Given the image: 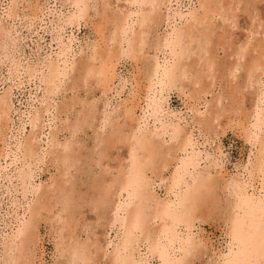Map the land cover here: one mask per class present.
<instances>
[{
  "label": "rangeland",
  "instance_id": "rangeland-1",
  "mask_svg": "<svg viewBox=\"0 0 264 264\" xmlns=\"http://www.w3.org/2000/svg\"><path fill=\"white\" fill-rule=\"evenodd\" d=\"M130 1L0 0V28L2 27L8 35L5 54H1L0 52V97L7 93V96H5L7 100L6 110H8L6 113V115L8 116H4L0 120V253H2L0 254V264H3V259H1V256L3 255L2 244L3 242L6 243L10 240L9 237L12 236V233L16 230L21 220L25 221L24 223L27 227H34L35 230L34 238L32 239L31 244H29L30 246L28 245L25 247L22 255L19 254L22 258L19 259L18 264H71L69 262L70 258L67 254L68 252H63L62 249L65 250L69 247L79 246L83 244H86L87 246L89 244H93V246L96 248L97 253H95V258L90 264H109L114 256L113 248L116 246L115 244H118L117 241H120L122 237L129 235L136 216L139 217L140 215L138 214L139 211L140 213L142 212V217H140L141 228L140 230L136 231V234L130 235L132 237L133 235H135L133 237L134 241L131 243L132 245L135 242V245H130L131 249L130 246L128 247V249H126L130 254L126 253V250L123 253L125 254L124 258H126L127 260L128 258H130L129 260L132 262V264H136V262L139 261L144 264H158V253L159 250L163 248V246H166L164 250L169 251L168 253L170 254V257L176 255L179 259H181L180 264H187L188 262L192 264H219L218 262L222 263V256L227 254V244L230 241V235L228 234L232 232V230L238 224L237 222H240L244 217V214L240 209L234 208L237 204V196L243 198L246 194L248 195L246 196V198H249L250 195V198L257 200L256 198H258L260 194L263 195L264 193V181H262L264 179L256 175L255 172V174L253 173L252 177L249 178L248 175L245 174L246 172L243 170L249 162H254L256 160L257 155H255L256 149L252 147L251 143L248 140L249 136L246 131L250 130V128L252 127L251 125L253 124L252 121L254 119L253 116L256 115L257 112H259V109L261 107L260 103L256 101L260 98H263L264 96V64H262L260 68L261 63H263L262 61L264 60V57L260 58L262 55L260 51H264V49H262V47H257V44H259V42L261 43L264 41V23H262L264 22V0H237L238 4L236 0H230L231 2L229 0H223L224 3L227 2V5L231 6L229 9V13L233 15L232 18L234 22L231 23V21H228L227 24V21L222 20L221 17L215 16V18L212 20V25L215 24V26L213 27L215 36L214 34L212 36L213 44H211L210 50L208 51V53H210H207V55H205L204 53L195 50V53L197 51V54L199 53L198 55H201L202 59H206V57H209V59L212 58L210 61L215 67L211 69L213 71H206V73L208 74V72H211L210 74L212 76L214 75L213 78H211V75H209L210 77L206 75L204 71L203 73L196 72L199 71L197 66H207L209 64V59L207 62H204V59V61H202L204 63H202L200 60L201 58H199L197 54L196 57L194 53L193 56H190L187 61L180 60V64L183 63L185 66L184 68L187 69L186 74L188 78H180L178 75H174L177 76V78L172 76L170 78V81H168L166 85L163 86L162 91L158 94L159 96L157 95L158 108L160 107V110L158 109L157 111H159L158 113L160 114V116L158 113L156 115L158 116L160 121L155 124L156 127L161 126L162 123H167V125H174V127L181 130H178L179 138L174 143L169 142L167 140V136L161 138L164 139L163 141L166 144L162 143L160 138L155 139L154 137L150 136L151 131L154 130V124L152 122L153 120H151L152 118L148 119V123L145 127H143L142 125V116L145 105L144 100H146L148 92L147 88L154 82V63L160 66L163 64V61H165L164 65H169L168 63L172 62V54L170 50L159 49L155 52L153 48L156 45L155 43H157L159 39H162L161 36H164L166 33H170L174 27L178 28L179 26H181V22L180 20H178L179 18L177 16L176 18L178 19H176L175 17H170V14L173 15L178 11H182L184 13L186 11L185 8H188L187 6L190 4L189 2H195L196 0H169V5L167 4L164 7L162 6L161 15H164H160V21L158 25L154 26L155 30L152 27L153 31H150V36L148 35L147 38L149 40V43H147L146 46L148 48L150 46L152 51L150 48L148 49L145 46V49L142 51L143 53L138 55V57L137 54L133 52L130 54L131 56L129 55V57H127L124 54L126 44L123 43L122 47H120L118 45L119 40L115 39V41L117 42L113 41L115 37L114 25H118L117 23H115L113 18L116 17V15L119 17H125L128 10L134 9L135 7L134 5L130 4ZM12 2H15V5H12ZM106 3L108 4V6ZM234 4H236V7ZM76 14L79 16V18L77 17L75 19ZM161 18L163 21L161 20ZM215 21H217V23ZM259 23H262L261 25L263 28ZM216 27L218 29L220 27L221 28L218 30ZM215 28L219 31L218 33H216L217 31L215 30ZM221 29L225 30L222 31ZM136 30L137 28L133 27L132 31L130 30L131 32L129 31V33L135 36V33L137 32ZM256 30L261 31H258V33H256ZM154 32L155 34H153ZM124 33L126 34V28ZM156 33H158L157 37ZM125 34V38L123 37L125 41L126 36L127 39H133V36H130V34ZM219 36H222V38ZM253 37L256 38V41L251 40L252 43H249V39ZM155 38L156 40H154ZM220 38L221 41L219 42L218 40H220ZM111 41H113L114 43H112ZM151 43H153L154 45ZM246 43H249V46L253 47L251 48L247 46ZM93 45L94 48L92 50ZM238 45H242L241 48ZM239 48L242 49V51L237 50ZM248 48L250 49V51ZM257 48L261 49L258 50ZM89 49L90 51H93V54L97 49L95 55H101L100 60L103 59L101 61L95 62V67H97L96 69H99L101 68V65H104V70L106 69L108 71L107 72L105 70L106 74L105 77L103 76V79L101 77L102 81H105V83L102 82V85L105 84L103 85L104 87L93 77L92 79H89L85 82L83 76H80L77 71L69 72L71 70L70 68L68 69L69 66L73 67L74 64L76 66L77 63L80 64L82 61L84 62L86 60H89L87 58H90V56L92 55ZM212 49H214L215 51H212ZM205 51L207 52V50ZM235 52L237 56L236 58H234L235 56L233 57V53ZM256 52L259 54H257ZM240 53L242 54L240 55ZM244 53H248L247 57L251 56V54L249 53H254V55L248 57L247 59V57H245L246 54ZM142 54L146 57L141 56ZM229 54H231V56H228ZM212 55H214V57ZM194 56L196 57V59ZM191 58H193V60ZM239 58L241 59L239 60ZM153 59L155 62L153 61ZM246 59L249 62L246 61ZM151 60L153 63L151 62ZM196 60L197 62L200 61V63H197L196 67H193ZM257 60L258 64L260 63V69L258 68L257 70H262V73L256 70V79H252V84L249 85L247 84L249 83V79L246 80L247 77L249 78L247 67L254 65V62L257 63ZM192 61L194 64L192 63L193 65H190ZM50 63H53L60 70V72L64 68L66 69V76L64 75V77H61L58 82L56 81L58 84H50V86L52 85L51 87L46 81L47 79L45 78L44 80L43 77L47 76L45 67ZM231 63H233L234 66H232L233 64ZM224 65H228V67ZM204 66L202 67V69H204ZM106 67L109 68L107 69ZM216 67L218 68L220 73H217V71L214 69ZM230 67L232 68V70H235L232 71V74L230 73ZM26 68H28L30 71ZM190 70L192 72H194L195 70L193 75L191 74L192 72H190ZM212 72H215L217 75L213 74ZM202 74L203 77L199 78V76H202ZM258 74H260L261 78L258 77ZM194 75H196L201 80L200 85H196L197 88H195V86L193 87L190 82V77H193ZM204 75H206L207 78L209 77L208 80L205 79ZM210 83L211 86L209 85ZM255 83L256 86H254ZM55 85L57 86L54 87ZM261 85L263 87H261ZM206 86L213 89H208ZM233 86H236L239 89V93L234 94V92H232L230 88H232ZM202 87L205 91L202 90ZM227 87H229L230 90ZM206 90L209 91L206 92ZM194 95H196V97ZM261 100L262 99H260L259 101ZM125 108L129 109L130 111L132 109V116L130 120H126L121 117V109L124 110ZM229 108L230 111H232V109L233 111L231 113L229 111V114L225 113L226 110H229ZM106 113L109 115V117L107 118L108 120L103 123L101 119L102 116ZM197 113L199 114L196 115ZM31 114H36L37 117L39 116L35 122L36 124L34 125L32 124V122L30 123L31 119L29 120V118L32 117ZM85 114H88V116H86ZM200 117L202 118V120H204L201 121ZM215 117L218 121H216ZM193 118L195 120H193ZM75 120L76 122H74ZM137 120L139 122H136ZM248 120H250V122ZM73 123H77L78 128L77 130L72 132L69 126ZM201 123H203L204 125ZM236 123L238 124V126L236 125ZM241 123L243 124L241 125ZM112 126H124L123 129L125 133L127 132L126 126H132V132H130L129 135L133 142L138 141L139 147H141L142 144L148 141H150L151 143L158 142V139L160 142L158 143V146H160L164 151H168V149H171V147L174 148L175 146L179 147L183 144L186 145V152H188H185V154L190 153V155L192 154L193 157L196 156V158H194V166L192 167V170L191 168H189V173L192 172V174L187 175L188 177L185 176L186 186H184V189H186L187 185L188 188H190L185 191L183 195V197L187 199L185 203L186 206L184 204L183 207H181L176 213H172L171 217L167 218L166 220L162 216H160L159 213L156 215L158 210L162 208L164 204L167 205L168 201L171 199V195L169 193L166 194L165 192H167V189H169V186L171 184L170 181L173 178V169L175 170L176 167V159L177 157L179 159L182 156L180 152L175 154V156L171 154V156L168 154L169 157L166 156V159H169V162L166 161L165 164H167L168 167L165 164L164 167H167V169L164 167L162 168V166L156 163V165H154L146 162L145 167L143 169L141 168L138 171L139 173H142V177L140 180V184L137 187L136 197L133 199L131 204L128 205L125 202V198L127 197L126 194L130 192V189L127 191L126 189H124V192L122 190V186H117V188L114 187V191H112V189L110 195H108L110 197L106 195H100V197L98 196V192L95 189L96 186L94 185L97 184L99 177V180H101V178H104L106 180L108 178L109 180V177L111 175H117L116 169L118 168V166H122V171L126 176L132 166H141L143 160V151L141 152L139 150L137 153L138 156L137 154H135L134 157H132L128 153L127 144H118L115 145L116 147H112L110 149L106 148L107 152L102 151L105 149L103 148L104 145L100 144V140L103 137L106 138L111 133V131L113 130L111 129L113 128ZM245 126L247 130H243L244 132H246L244 135V132L242 131V133L241 129H244ZM133 128L135 130H133ZM53 134H55V136ZM187 135L188 137L186 139ZM242 135H244V137ZM246 135L248 136L247 139L245 138ZM52 140H56V143H54L55 145L57 144L58 147H54V143ZM18 142H20V146L18 145ZM186 142L189 143L188 147ZM63 143H69L71 149L74 150V158L70 162H68L69 164L66 163V165H63L60 162L62 160L60 145ZM50 144H52L53 146ZM163 144H165L167 147H165V145ZM174 144L175 146H173ZM27 146L31 147L32 149ZM97 146L102 147V149ZM191 146L192 148H189ZM50 147L52 150H50ZM56 148L60 149V151ZM18 149L22 154L21 157L19 156L20 153H18ZM192 149L194 150L192 151ZM101 154H103V157ZM15 155H18V158L16 157V160H13V157ZM100 155L103 158L102 160L101 158L97 159V157H99ZM175 157L176 159L173 160V158ZM58 162H60V165ZM137 163L138 165H136ZM240 166L242 168H240ZM64 167L66 168L64 169ZM159 167H161L162 169ZM152 168L154 169V171L152 170ZM237 168H240L239 171ZM200 172L203 176L200 174ZM102 175L105 177H102ZM195 176H198L201 179H198V177L195 179ZM59 177L62 181L59 179ZM63 177L66 179L63 180ZM127 177L128 176H126V178ZM191 179H194L195 181L193 182ZM187 180L190 183L192 181V183L188 184ZM198 180H208L209 182H214V187L209 188L207 186L205 188H198V192H195L199 194L197 195L193 192L197 187V183L199 182ZM232 181L238 184L234 185V189H232ZM224 182L225 186L223 185ZM226 182L228 183V185ZM192 184L194 188L193 186H191ZM48 185L50 186V188L48 187ZM221 185L224 187H222ZM226 186L231 191H229ZM236 186L238 190H236ZM239 186L243 187V193L241 192L242 189L239 188ZM54 187H57V190ZM45 189L49 193L54 189L55 190L53 191V194L51 192L50 195L47 191H45ZM92 189L94 190V192ZM225 190L230 193L227 194ZM45 192H47L48 194H45ZM212 192L213 194H218L214 195L213 202L209 200V196L212 194ZM231 192H234V194ZM93 195L97 196L94 197ZM194 195L196 196L194 197ZM228 195L230 199L232 197L234 199L232 198L231 200H229ZM111 197L112 199H110ZM56 198L58 200L61 198L59 200L60 203L58 204L60 206H58L54 202V200H57ZM104 198L109 199L105 200ZM193 198H195V200ZM49 200L54 202L56 204L55 207L57 208H55L54 206L52 208L51 204H55ZM58 200L56 201L57 203L59 202ZM202 202H204L205 204ZM62 203L65 205V208H61V206L64 207ZM34 204H40V206H42L41 208L37 206L42 212L41 216V212L37 211L38 213L36 212L34 213V215L32 213L33 209L30 210V208L36 207ZM119 204H121V207L119 211H117L116 206H118ZM188 204L191 205H189V208L187 207ZM33 205L34 207H32ZM195 206L196 209H193ZM43 209H45L44 212L50 211V214L46 213L45 215ZM57 209L59 210V213L57 212ZM205 209L206 211L204 212ZM67 211L69 213L72 212V216L71 213L69 215H66L68 214ZM130 211H133V213H130L131 215L128 214ZM201 211H203V213ZM29 213L30 215H28ZM31 214L34 219H30L32 217ZM54 214H56L55 217ZM201 214H204V216H202ZM238 214L240 216H238ZM44 215L46 217H44ZM51 216L52 218H50ZM56 216L59 218V220L62 219L60 223L63 222V220H70V226L68 228L69 233L67 232V230H64L60 235L61 230L59 227L61 224H58L57 221L59 220H57L58 218ZM53 217L54 220L52 221ZM152 217H156L157 220L155 218L152 219ZM159 217L162 218L159 219ZM147 218H149L148 221ZM145 220L147 223H145ZM159 220H162L163 222H160ZM170 221H172V223L174 224L177 221H181L182 225L177 224L174 227L171 226V228L170 226H168ZM53 222L55 225L53 224ZM56 226L57 228H59L58 230L56 229ZM263 228L264 224L259 226L258 231L259 229L262 231ZM164 231L166 233L170 231L171 233L168 234V232L167 234H162L165 233ZM124 232L127 233L125 234ZM54 234L56 237L54 236ZM226 235L228 236V238ZM138 237H140V239ZM185 237L188 238L186 239ZM168 238L170 239L168 240ZM191 241L192 243L194 242L193 245L191 244ZM58 242L60 243V245L59 249L56 250L55 248ZM178 243H180L182 246ZM94 244L97 245L95 246ZM154 245L156 247L155 250H153L155 248ZM150 246H153V248ZM188 246H191V248ZM158 247L160 248L158 249ZM195 248L196 250L200 248V251H197L195 253ZM186 249L189 252L186 251ZM25 250L27 251V253ZM132 250L134 251L133 253H131ZM182 250H184V252ZM182 258L186 259V261H184V259ZM182 261H184L185 263ZM261 262L264 263V258L263 261L261 260Z\"/></svg>",
  "mask_w": 264,
  "mask_h": 264
},
{
  "label": "bare ground",
  "instance_id": "bare-ground-1",
  "mask_svg": "<svg viewBox=\"0 0 264 264\" xmlns=\"http://www.w3.org/2000/svg\"><path fill=\"white\" fill-rule=\"evenodd\" d=\"M128 1H130V0H126V2H128ZM191 1V0H190ZM225 1V0H224ZM224 1L223 0H196L195 2H189L190 4L187 6L188 8H185L186 9V11L183 13L182 11H178L177 13H174L173 15H171L170 14V17H175L176 18V16L179 18H176V19H178V20H180V22H181V26H179L178 28H176V27H172L173 29H172V31L170 32V33H166L164 36H161V40L159 39V41L157 42V43H155L156 45L154 46V50H155V52L156 51H158L159 49H162V50H170V52H171V54H172V57H171V63H168L169 65H164V62L165 61H163V64L162 65H156L155 63H154V82L147 88V90H148V92H147V97H146V100H144L145 101V105H144V110H143V123H142V125H143V127H145L146 126V124L148 123L147 121H148V119L149 118H152L151 120H153L152 122H153V124H154V130L153 131H151V134H150V136L151 137H154L155 139H157V138H160V140L162 141V143H165L163 140L164 139H161V138H164V137H166L167 136V140L169 141V142H172V143H174V142H176L177 140H178V138H179V132H178V128H176V127H174V125L172 126L171 124H169V125H167V123L166 124H164V123H162L161 124V126H159V127H156V123H158L159 121H160V119L158 118V116L156 115L159 111H157L159 108H158V102H157V95L162 91V89H163V86L164 85H166V83L168 82V81H170V78L172 77V76H174V75H178L180 78H185V79H187L188 77H187V69H185L184 67V64L182 63V64H180V60H184V61H187L189 58H190V56H193V54L195 53V50H197V51H200V52H202V53H204L205 55H207V53H208V51L210 50V47H211V44H213V39H212V36H213V34H214V30H213V27L215 26V24L214 25H212V20L215 18V16H217V17H221L222 18V20H225V21H227V24H228V21L230 22L231 21V23L232 22H234V20H233V15L232 14H230L229 12V9H230V7L231 6H229V5H227V2L226 3H224ZM230 1V0H229ZM237 1V0H236ZM167 2V3H166ZM169 0H131L130 1V4L131 5H134V9H130V10H128L127 12H126V16L125 17H122V16H117L116 15V17H114L113 19H114V21H115V23H117L118 25H114L115 26V32H114V35H115V37H114V39H113V41H115V39L116 40H119V42H118V45L120 46V47H122V45H123V43H125L126 44V49H125V51H124V54L127 56V57H129V55L133 52V53H136L137 54V57H138V55H140L141 53H143L142 51L145 49V46H146V44L147 43H149V40L147 39L148 38V35L150 34V31H153V29H154V26H156V25H158V23H159V21H160V15H161V13H162V10H161V7L163 6H165V5H169ZM231 2V1H230ZM104 3V2H103ZM166 3V4H165ZM107 4V3H106ZM128 4V3H127ZM237 4H238V1H237ZM12 5H15V2H12ZM103 5V4H102ZM235 5V7H236V4H234ZM10 6V5H9ZM107 6H108V4H107ZM106 6V7H107ZM169 7V6H168ZM107 10V9H106ZM164 10H165V8H164ZM167 10V9H166ZM171 10V9H170ZM177 11V10H176ZM234 11V10H233ZM168 12V11H167ZM233 13V12H232ZM256 13V12H255ZM119 14V13H118ZM169 14V13H168ZM114 15V14H113ZM122 15V14H121ZM164 15V14H163ZM163 15H161V16H163ZM236 16V15H235ZM79 18V16L76 14L75 15V19L76 18ZM111 17H112V15H111ZM163 18V17H162ZM162 18H161V20H162ZM218 19V18H217ZM256 19V18H255ZM219 20V19H218ZM113 21V22H114ZM163 21V20H162ZM221 21V20H220ZM263 21V20H262ZM214 22V21H213ZM216 23H217V21H215ZM256 22V21H255ZM167 23V22H166ZM179 23V22H178ZM226 23V22H225ZM262 23H264V22H262ZM261 23V24H262ZM222 24V23H221ZM223 24H224V22H223ZM222 24V25H223ZM258 24V23H257ZM260 24V23H259ZM260 24V25H261ZM174 25V24H173ZM220 25V24H219ZM221 25V26H222ZM231 25H233V24H231ZM235 25V24H234ZM217 26H218V24H217ZM251 26V25H250ZM137 28V32L135 33V36L134 35H131L130 33H129V31L131 30L132 31V28ZM152 27H153V29H152ZM158 27V26H157ZM249 27V26H248ZM261 27H262V25H261ZM263 27H264V25H263ZM262 27V28H263ZM125 28H126V34L124 33L125 32ZM217 28V27H216ZM216 28H215V30H216ZM221 28V27H220ZM219 28V29H220ZM224 28V27H223ZM222 28V29H223ZM232 28V27H231ZM261 28V29H262ZM152 29V30H151ZM218 29V28H217ZM218 29V30H219ZM221 29V30H222ZM257 29V28H256ZM155 30V29H154ZM218 30H216L217 32L216 33H218L219 31ZM225 30V29H224ZM224 30H222V31H224ZM263 30V29H262ZM0 33H1V39H0V52H1V54H5V51H6V46H7V43H6V41H7V39H8V35H7V32L1 27L0 28ZM130 31V32H131ZM246 31V30H245ZM257 31V32H256ZM256 31H254V32H256V33H258V31L260 32L261 30H256ZM112 32H113V30H112ZM134 32V31H133ZM130 34V36H133V39H127V36H126V41L124 40V38H125V36H124V34L125 35H127V34ZM249 33V32H248ZM251 33V32H250ZM255 33V34H256ZM128 34V35H129ZM153 34H155V32L153 33ZM157 34L158 33H156V37H157ZM160 34V33H159ZM260 34H262V33H260ZM112 35H113V33H112ZM249 35V34H248ZM150 36V35H149ZM214 36H215V34H214ZM263 36H264V34H263ZM124 37V38H123ZM217 37V36H216ZM219 37H221L222 38V36H219ZM226 37V36H225ZM104 38V37H103ZM113 38V37H112ZM129 38V37H128ZM151 38V37H150ZM221 38H220V40H218L219 42L221 41ZM248 38V37H247ZM254 38V37H253ZM251 38V39H249L250 41H248L249 43L251 42L252 43V41L251 40H254V41H256L255 39L256 38ZM109 39V38H108ZM107 39V40H108ZM111 39V38H110ZM264 39V38H263ZM263 39H261V40H263ZM102 40V39H101ZM150 40H153V39H150ZM154 40H156V38L154 39ZM216 40V39H215ZM225 40V39H224ZM258 40V39H257ZM113 41H111L112 43H114ZM148 41V42H147ZM217 41V42H218ZM245 41V40H244ZM8 42V41H7ZM115 42H117V41H115ZM223 42H225V41H223ZM226 42H227V40H226ZM154 43V42H153ZM153 43H151V44H153ZM222 43V42H221ZM239 43H240V41H239ZM249 43H246V45L247 46H249ZM215 44V43H214ZM220 44V43H219ZM226 44V43H225ZM154 45V44H153ZM221 45V44H220ZM223 45V44H222ZM254 45V44H253ZM258 46L257 47H262V49H264V41L263 42H259V44H257ZM149 46V45H148ZM214 46V45H213ZM219 46V45H218ZM240 48H241V46L240 45H238ZM147 47V46H146ZM216 47V46H215ZM224 47V46H223ZM249 47H251V46H249ZM253 47V46H252ZM251 47V48H252ZM93 48H94V45L92 46V50H93ZM148 48V47H147ZM146 48V49H147ZM149 48H150V46H149ZM148 48V49H149ZM209 48V49H208ZM225 48H227V47H225ZM238 48V47H237ZM237 49V50H240V51H242V49ZM123 49V48H122ZM151 49V48H150ZM214 49H216V48H214ZM214 49H212V51H215ZM249 49V48H248ZM258 49V48H257ZM259 49H261V48H259ZM258 49V50H259ZM90 51V49H89V51L92 53L93 51ZM97 50V49H96ZM96 50H95V52H94V54L92 53V55L90 56V58H87V59H89V60H86V61H82L80 64H78L77 63V65L75 66V64H74V66L73 67H71V66H69L68 67V69L70 68L71 70L69 71V72H76L77 71V73L78 74H80V76H83V78H84V80H85V82L86 81H88L89 79H92V77L94 78V79H96V81H99V83H101V85H102V79L105 77V74H106V71L104 70V65H101L100 67L101 68H99V69H96L97 67H95V62H97V61H101V60H103V59H101L100 60V58H101V55L99 56H97V55H95L96 54ZM153 50V51H154ZM205 50H207V52L205 51ZM223 50V49H222ZM234 50V49H233ZM253 50V49H252ZM256 50V49H255ZM258 50H257V52H258ZM145 51H148V50H145ZM144 51V52H145ZM151 51H152V49H151ZM161 51V50H160ZM197 51H196V53L194 54L195 56H196V54H197ZM232 51V50H231ZM248 51V50H247ZM249 51H250V49H249ZM248 51V52H249ZM150 52V51H149ZM170 52H168V53H170ZM245 52H246V50H245ZM254 52V51H253ZM256 52V53H257ZM154 53V52H153ZM210 53V52H209ZM208 53V54H209ZM255 53V52H254ZM254 53H249V54H251V56L252 55H254ZM260 53H262V55H261V57L260 58H263L264 57V51L262 50V51H260ZM100 54V53H99ZM146 54V53H145ZM149 54V53H148ZM199 54V53H198ZM197 54V56H199ZM203 54V55H204ZM212 54H214V53H212ZM234 55H233V57L234 58H236L237 56H236V52L235 53H233ZM242 53H240V55H241ZM244 54H246V56L245 57H247V55H248V53H244ZM257 54H259V53H257ZM154 55V54H153ZM152 55V56H153ZM256 55V54H255ZM2 56V55H1ZM131 56V55H130ZM141 56H143V54L141 55ZM140 56V57H141ZM145 56V55H144ZM143 56V57H144ZM194 56V57H195ZM196 56V57H197ZM201 56V55H200ZM199 56V58H201L200 60H201V62L202 61H204V59H202V56L200 57ZM210 56V55H209ZM213 57H214V55H212ZM228 56H231V54H229ZM244 56V55H243ZM251 56H248V57H251ZM103 57V56H102ZM111 57V56H110ZM134 57V56H133ZM143 57H141V58H143ZM146 57V56H145ZM154 57V56H153ZM196 57H195V59H196ZM205 57V56H204ZM248 57H247V59H248ZM155 58H156V56H155ZM154 58V59H155ZM198 58V59H199ZM233 58V59H234ZM244 58V57H243ZM126 59H128V58H126ZM130 59V58H129ZM144 59V58H143ZM154 59H153V61H154ZM192 60H193V58H191ZM208 59H209V57L207 58L206 57V59H205V61L204 62H207L208 61ZM212 59V58H211ZM211 59H209V64L207 65V66H204V65H202L201 67H199L200 65H198L197 67H198V70L199 71H196V72H198V73H203V71H204V73L206 74V75H211L210 73L211 72H208V74L206 73V71H213V70H211V69H213V67H215V66H213V63L210 61ZM238 59V58H237ZM241 58H239V60H240ZM246 59V61H248ZM258 59V58H257ZM105 60H107V59H105ZM131 60V59H130ZM144 60H146V59H144ZM216 60V59H215ZM214 60V61H215ZM236 60V59H235ZM255 60H256V58H255ZM254 60V61H255ZM260 60V59H259ZM263 60V59H262ZM261 60V61H262ZM147 61V60H146ZM199 61V60H198ZM237 61V60H236ZM151 62H152V60H151ZM155 62V61H154ZM195 62V61H194ZM204 62H202V63H204ZM240 62V61H239ZM249 62V61H248ZM257 63H253V62H251V63H253L254 65H251V66H248L247 67V70H248V73H249V78L247 77H245L246 78V80L247 79H249L248 81H249V83H247V84H249V85H251L252 84V79H256V76H255V71L259 68V64H258V60L256 61ZM263 63H261V65H260V68H261V66H262V64H264V60L262 61ZM49 63V62H48ZM99 63V62H98ZM107 63V62H106ZM153 63V62H152ZM193 63V61L190 63V65H193L192 64ZM199 64L200 63V61L199 62H197V60H196V62H195V64L193 65V67L195 66L196 67V64ZM236 63V62H235ZM104 64V63H103ZM216 64H218V63H216ZM231 64H233V63H231ZM231 64H230V66H231ZM45 65V64H44ZM73 65V64H72ZM244 65V64H243ZM187 66H188V64H187ZM204 66V69H202V67ZM218 66V65H217ZM220 66H221V64H220ZM224 66H226V65H224ZM232 66H234V64L232 65ZM264 66V65H263ZM192 67V66H191ZM192 67V68H193ZM226 67H228V65L226 66ZM31 68V67H30ZM107 69L109 68V67H106ZM150 68V67H149ZM190 68V67H189ZM188 68V69H189ZM217 68V67H216ZM216 68H214L216 71H217V73L219 72L220 73V71L218 70V68L216 69ZM221 68V67H220ZM219 68V69H220ZM259 68V69H260ZM263 68V67H262ZM26 69H28V68H26ZM43 69V68H42ZM145 69V68H144ZM152 69V68H151ZM191 69V68H190ZM224 69H226V68H224ZM230 69H231V72H230V70H229V72L232 74V71H235V70H232V68L230 67ZM264 69V68H263ZM29 70V69H28ZM193 70V69H192ZM214 70V71H215ZM241 70V69H240ZM246 70V71H247ZM30 71V70H29ZM28 71V72H29ZM45 71H46V74H47V76H43L44 77V80H45V78L47 79L46 81L48 82V84H49V86H50V84H55V83H57L60 79H61V77H64V75H65V72H66V69L64 68L61 72H60V70L53 64V63H50V64H47L46 65V67H45ZM112 71V70H111ZM258 71V70H257ZM44 72V71H43ZM108 72V71H107ZM153 72V71H152ZM190 72H192L191 70H190ZM194 72H195V70H194ZM194 72H192L191 74L193 75V73ZM258 72H260V73H262V70L260 71H258ZM45 73V72H44ZM213 73V72H212ZM229 73V74H230ZM247 73V74H248ZM43 74V73H42ZM197 74V73H196ZM213 74H216L215 72L213 73ZM228 74V75H229ZM246 74V75H247ZM76 75V74H75ZM201 75V74H200ZM206 75H204L205 76V79H207L208 80V78L210 77H208L207 78V76ZM217 75V74H216ZM237 75V74H236ZM262 75V74H261ZM66 76V75H65ZM104 76V77H103ZM189 76H190V73H189ZM214 76V75H213ZM213 76L211 75V78H213ZM263 76V75H262ZM101 77H102V79H101ZM109 77H110V75H109ZM174 77H176L177 78V76H174ZM200 77H203V74H202V76H199V78ZM219 77V76H218ZM229 77H230V75H229ZM254 77V78H253ZM258 77L259 78H261L260 77V74H258ZM78 78V77H77ZM111 78V77H110ZM146 78V77H145ZM175 78V79H176ZM191 78V80H190V82H191V84L193 85V87L195 86V88H197L196 87V85L197 86H199L200 85V83H201V80L196 76V75H194L193 77H190ZM224 78H225V76H224ZM231 78V77H230ZM258 78V79H259ZM106 79V78H105ZM109 79V78H108ZM149 79H151V78H149ZM185 79H183V80H185ZM203 79V78H202ZM204 79V80H205ZM220 79H221V77H220ZM111 80H112V78H111ZM172 80V79H171ZM189 80V79H188ZM203 80V81H204ZM206 80V81H207ZM211 80V79H210ZM245 80V81H246ZM45 81V82H46ZM57 81V82H56ZM108 81V80H107ZM148 81V80H147ZM212 81H213V79H212ZM214 81H216V80H214ZM230 81V80H229ZM112 82V81H111ZM188 82V81H187ZM189 82V83H190ZM211 82V81H210ZM257 82V81H256ZM263 82H264V80H263ZM98 83V84H99ZM103 83H105V81L103 82ZM203 83V82H202ZM209 83V82H208ZM212 83V82H211ZM211 83L209 84L210 86H211ZM215 83H217V82H215ZM229 83V82H228ZM245 83V82H244ZM258 83V82H257ZM261 83H262V81H261ZM47 84V85H48ZM58 84V83H57ZM87 84V83H86ZM110 84V83H109ZM112 84V83H111ZM206 84V83H205ZM230 84V83H229ZM228 84V85H229ZM254 84V83H253ZM103 85H105V84H103ZM102 85V86H103ZM203 85V84H202ZM207 85V84H206ZM227 85V86H228ZM231 85V84H230ZM249 85H247V86H249ZM262 85H263V83H262ZM261 85V87H263ZM52 86V85H51ZM50 86V87H51ZM57 85H55L54 87H56ZM97 86H99V85H97ZM102 86H101V88H102ZM107 86V85H106ZM218 86V85H217ZM254 86H256V83H255V85ZM53 87V88H54ZM104 87V86H103ZM108 87V86H107ZM204 87V86H203ZM202 87V88H203ZM208 89L210 88V89H213V88H211V87H208V86H206ZM206 88V89H207ZM228 89H229V87H227ZM251 88V87H250ZM48 89V88H47ZM46 89V90H47ZM55 89V88H54ZM200 89V88H199ZM231 90H232V92H234V94H237V93H239V89L236 87V86H233L232 88H230ZM229 89V90H230ZM256 89V88H255ZM254 89V90H255ZM259 89V88H258ZM105 90V89H104ZM103 90V91H104ZM143 90V89H142ZM202 90H204V88L202 89ZM49 91V90H48ZM198 91V90H197ZM205 91V90H204ZM207 91H209V90H206V92ZM226 91H227V89H226ZM259 91V90H258ZM263 91H264V89H263ZM47 92V91H46ZM205 92V93H206ZM230 92V91H229ZM242 92V91H241ZM48 93V92H47ZM46 93V94H47ZM51 93V92H50ZM226 93H228V92H226ZM231 93V92H230ZM7 94V93H6ZM5 94V95H6ZM145 94H146V92H145ZM196 94V93H195ZM5 95H3V96H1L0 97V120L4 117V116H8V115H6V113H7V111L8 110H6V107H7V100H6V96ZM137 95V94H136ZM161 95V94H160ZM202 95V94H201ZM260 95V94H259ZM262 95V94H261ZM143 96V95H142ZM159 96V95H158ZM195 97H196V95H194ZM198 96H199V92H198ZM230 96V95H229ZM257 96V95H256ZM138 98V97H137ZM198 98V97H197ZM136 99V98H135ZM142 99V98H141ZM193 99V98H192ZM260 99H262L261 101H259ZM260 99H258L256 102H258V103H260V105H261V107H260V109H259V112H257V114L256 115H252L253 116V124L251 125L252 127L250 128V130H248V131H246L247 133H248V136H249V138H248V136L246 135L245 136V138L247 139L248 138V140H249V142L251 143V145H252V147H254L255 149H256V153H255V155H256V160L254 161V162H249L248 164H247V166H245L244 167V171L246 172H244L245 174H247L248 175V177L249 178H251L252 177V174L255 172L256 173V175H258L259 177H261L262 179H264V134H263V128H264V96H263V98H260ZM196 100V99H195ZM134 101V100H133ZM132 102V101H131ZM130 102V103H131ZM236 102V101H235ZM137 103V102H136ZM140 103V102H139ZM199 103V102H198ZM144 104V103H143ZM135 105V104H134ZM160 105V104H159ZM214 105V104H213ZM256 105H258V104H256ZM140 106V105H139ZM197 106V105H196ZM198 107V106H197ZM223 107V106H222ZM118 108V107H117ZM212 108V107H211ZM49 109V108H48ZM123 109V108H122ZM121 109V117L123 118V119H128V120H130L131 119V116H132V109H131V111L129 110V109H124V110H122ZM215 109V108H214ZM46 110V109H45ZM160 110V109H159ZM211 110V109H210ZM252 110H254V109H252ZM114 111H115V109H114ZM230 111V108H229V110L227 111L226 110V112L225 113H227V114H229L228 112ZM232 111H233V109H232ZM232 111H230V113L232 112ZM37 112V111H36ZM47 112V111H46ZM117 112H118V110H117ZM161 112V111H160ZM212 112V111H211ZM210 112V113H211ZM215 112V111H214ZM113 113V112H112ZM120 113V112H119ZM118 113V114H119ZM253 113V112H252ZM251 113V114H252ZM110 114V113H109ZM117 114V115H118ZM159 114V113H158ZM199 113H197L196 115H198ZM32 115V117L31 118H29V120H30V123L32 122V124L34 125V124H36L35 122H36V120H37V118L39 117H37L36 116V114H31ZM86 116H88V114H85ZM30 116V115H29ZM92 116V115H91ZM159 116H160V114H159ZM223 116V115H222ZM225 116V115H224ZM109 117V115L106 113V114H104L103 116H102V119H101V121L103 122V123H105L106 122V120H108L107 118ZM112 117V116H111ZM119 117V116H118ZM195 117V116H194ZM197 117V116H196ZM216 117H218V116H216ZM216 117H215V119H216ZM141 118V117H140ZM208 118V117H207ZM213 118V117H212ZM252 118V117H251ZM137 119V118H136ZM197 119V118H196ZM200 119H201V121H203L202 120V118L200 117ZM110 120V119H109ZM122 120V119H121ZM193 120H195L194 118H193ZM163 121V120H162ZM196 121H198V120H196ZM200 121V120H199ZM216 121H218L217 119H216ZM249 122H250V120H248ZM29 122V121H28ZM39 122V121H38ZM74 122H76V120L74 121ZM136 122H139L138 120L136 121ZM141 122V121H140ZM165 122H167V121H165ZM171 122V121H170ZM173 122V121H172ZM207 122V121H206ZM102 123V124H103ZM114 123H115V121H114ZM197 123V122H196ZM129 124H130V122H129ZM135 124V123H134ZM133 124V125H134ZM141 124V123H140ZM152 124V125H153ZM201 124H203V123H201ZM239 124H240V122H239ZM243 123H241V125H242ZM123 125V124H122ZM149 125V124H148ZM147 125V126H148ZM197 125V124H196ZM199 125V124H198ZM204 125V124H203ZM236 125L238 126V124L236 123ZM245 125V124H244ZM250 125V124H249ZM80 126V125H79ZM103 126V125H102ZM111 126V125H110ZM177 126H178V124H177ZM113 128H111V129H113L112 131H111V133L106 137V138H102L101 140H100V144L102 145H104V149L105 150H102V151H106L107 149L106 148H112V147H116L115 145H118V144H127L128 145V153H129V155H131L132 157H134V155L135 154H137L138 153V151L140 150L141 152L143 151V156H142V158H143V160H142V164H141V166H132L131 168H130V171L127 173V175L126 176H128L127 178H126V176H125V174H124V172L122 171V166H118V168L116 169L117 170V175H115V176H110L109 178V180H108V178H107V180L106 179H104V178H101V180H99L100 179V177H99V179H98V181H97V184L96 185H94V186H96V190H97V192H98V196L100 197V195L101 196H103V195H106V196H108V195H110V192H111V190L114 188V187H116L117 188V186H122L123 187V191L125 192V190L124 189H126V191L127 190H129L130 189V192H128L126 195H127V197L125 198V202H126V204H131L132 203V201H133V199L136 197V193H137V187L139 186V184H140V180H141V175H142V173H139L138 171L142 168H144L145 167V165H146V162H149V163H151V164H154V165H156V164H158V165H160V166H162V168L166 165L167 166V164H165L166 163V161H168L169 159H166L167 157L166 156H168L169 157V155L171 154V155H173V156H175V154H177V153H181L182 154V156L178 159V157H177V159H176V157L175 158H173V160L174 159H176V167H175V170L173 169V178H172V180L170 181V186H169V189H167V192H165L166 194L167 193H169L170 195H171V199L168 201V204L167 205H165L164 204V206H163V204H162V208H160L159 210H158V212L156 213V215L159 213V215L160 216H162L165 220L167 219V218H170L171 217V214L173 213H176L181 207H183L184 206V204L186 203V201H187V199L186 198H184L183 197V195H184V192L185 191H187L188 189H190V188H188V185H187V187H186V189H184V186H186V180H185V176H187V175H189V174H192V172H190L189 173V168H191V170H192V167L194 166V158H196V156L195 157H193V155L191 154L190 155V153H188V154H185V152H186V145H181V146H179V147H177V146H175V144L173 145V146H175L174 148H172L171 147V149H168V151H164L160 146H158V143H160L159 142V139H158V142H155V143H151L150 141H148V142H145L144 144H142L141 145V147H139V143H138V141L137 142H133L132 140H131V137H130V135H129V133L130 132H132V126H126V133L124 132V126L122 127H120V126H112ZM139 127V126H138ZM142 127V128H143ZM153 127V126H152ZM206 127V126H205ZM239 127H242V126H239ZM238 127V128H239ZM33 128V127H32ZM69 128H70V130L73 132V131H75V130H77V128H78V124L77 123H73L72 125L70 124V126H69ZM180 128V127H179ZM198 128V127H197ZM214 128V127H213ZM145 129V128H144ZM147 129V128H146ZM153 129V128H152ZM200 129V128H199ZM210 129V128H209ZM133 130H135L134 128H133ZM243 130H247V128H246V126L244 127V129L242 128L241 129V132L243 131ZM109 131H110V129H109ZM140 131V130H139ZM143 131V130H142ZM179 131H181V130H179ZM207 131V130H206ZM261 131H262V133H261ZM134 132H136V131H134ZM138 132V131H137ZM201 132V131H200ZM244 132V131H243ZM242 132V133H243ZM246 132H244V135H245V133ZM262 135H261V134ZM54 136H55V134H53ZM137 135H138V133H137ZM244 135H242L243 137H244ZM52 136V135H51ZM138 137V136H137ZM136 137V138H137ZM150 137V138H151ZM184 137H185V135H184ZM187 137H188V135L186 136V139H187ZM135 138V139H136ZM142 138V137H141ZM29 139V138H28ZM27 139V140H28ZM52 139H53V137H52ZM166 139V138H165ZM246 139H245V141H246ZM140 140V139H139ZM50 141V140H49ZM53 141V140H52ZM56 141V140H55ZM55 141H53V143L55 142ZM67 141V140H66ZM167 141V142H168ZM186 141V140H185ZM188 141V140H187ZM57 142H58V140H57ZM190 142V141H189ZM19 143L20 142H18V145H19ZM51 143V142H50ZM52 143V144H53ZM56 143V142H55ZM55 143L53 144L54 145V147H58V145L56 144L55 145ZM60 143V142H59ZM62 143V142H61ZM99 143V142H98ZM187 143V142H186ZM17 144V143H16ZM29 144V143H28ZM52 144H50V145H52ZM100 144H97V145H100ZM166 144V143H165ZM165 144H163V145H165ZM169 144V143H168ZM189 143H187V147L189 146L188 145ZM47 145H48V143H47ZM49 145V146H50ZM52 145V146H53ZM20 146V145H19ZM31 146V145H30ZM170 146H171V143H170ZM169 146V147H170ZM23 147V146H22ZM27 147H29V146H27ZM60 147H61V151H60V149H57V150H59L61 153H62V155H61V158H62V160L60 161L63 165H66V163H68V162H70L73 158H74V150H72L71 149V147H70V144L69 143H63V144H61L60 145ZM97 147H99V146H97ZM165 147H167L166 145H165ZM15 148V147H14ZM24 148V147H23ZM25 148H26V146H25ZM29 148H31V147H29ZM73 148V147H72ZM99 148H101L102 149V147H99ZM189 148H192V146L191 147H189ZM188 148V149H189ZM32 149V148H31ZM30 149V150H31ZM54 149V148H53ZM55 149V150H56ZM253 149V148H252ZM19 150V149H18ZM50 150H52L51 149V147H50ZM98 150V149H97ZM194 149H192V151H193ZM54 151V150H53ZM101 151V150H100ZM100 151H99V154H100ZM191 151V152H192ZM3 152V151H2ZM5 152V151H4ZM22 152V151H21ZM107 152V151H106ZM105 152V153H106ZM188 152V151H187ZM186 152V153H187ZM190 152V151H189ZM252 152V151H251ZM17 153V152H16ZM18 153H20V150H19V152ZM24 153V152H23ZM26 153V152H25ZM50 153V152H49ZM55 153H57V152H55ZM103 153V152H102ZM185 155H184V154ZM4 154V153H3ZM47 154V153H46ZM169 154V155H168ZM25 155V154H24ZM57 155V154H56ZM102 155V157H103V154H101ZM101 155L99 156V157H97V159L98 158H101V160L103 159L102 157H101ZM170 155V156H171ZM195 155V154H194ZM19 156L21 157L22 156V154L20 153L19 154ZM27 156V155H26ZM29 156V155H28ZM52 156V155H51ZM58 156V155H57ZM98 156V155H97ZM137 156H138V154H137ZM140 156V155H139ZM177 156V155H176ZM16 157L18 158V155L16 156H14L13 157V160H16ZM76 157V156H75ZM104 157H106V156H104ZM23 158V157H22ZM28 158V157H27ZM140 158V157H139ZM139 158H138V160H139ZM171 158V157H170ZM53 159V158H52ZM132 159H134V158H132ZM137 159V158H136ZM18 160V159H17ZM172 160V159H171ZM170 160V161H171ZM195 160H197V159H195ZM54 161H55V159H54ZM58 161V160H57ZM60 162H58L59 163V165H60ZM75 162V161H74ZM98 162V161H97ZM126 162H128V161H126ZM169 162V161H168ZM172 162V161H171ZM197 162V161H196ZM195 162V163H196ZM53 163V162H52ZM156 163V164H155ZM173 163H174V161H173ZM69 164V163H68ZM99 164V163H98ZM97 164V165H98ZM134 164V163H133ZM148 164V163H147ZM165 164V165H164ZM96 165V164H95ZM107 165V164H106ZM136 165H138V163L136 164ZM149 165V164H148ZM147 165V166H148ZM170 165V164H169ZM196 165V164H195ZM69 166V165H68ZM70 166H71V164H70ZM104 166V165H103ZM153 166V165H152ZM171 166V165H170ZM197 166V165H196ZM195 166V167H196ZM168 167V166H167ZM167 167H164V168H166L167 169ZM66 167H64V169H65ZM128 168V167H127ZM138 168V169H137ZM151 168V167H150ZM159 168H161V167H159ZM161 168V169H162ZM240 168H242L241 166H240ZM239 168V169H240ZM238 169V168H237ZM239 169H238V171H239ZM21 170V169H20ZM23 170V169H22ZM68 170V169H67ZM152 170L154 171V169L152 168ZM163 171V170H162ZM18 172H20V171H18ZM67 172V171H66ZM65 172V173H66ZM243 172V171H242ZM105 173V172H104ZM103 173V174H104ZM156 173V172H155ZM207 173V172H206ZM254 173V174H255ZM163 174V173H162ZM195 174V173H194ZM200 174L202 175V173L200 172ZM105 175H108V174H105ZM159 175V174H158ZM172 175V174H171ZM196 175V174H195ZM210 175V174H209ZM209 175H206V176H209ZM237 175V174H236ZM24 176V175H23ZM157 176V175H156ZM203 176V175H202ZM205 176V177H206ZM233 176V175H232ZM21 177V176H20ZM98 177V176H97ZM102 177H105V176H103L102 175ZM188 177V176H187ZM193 177V176H192ZM198 176H195L194 178L196 179ZM205 177H203V178H205ZM243 177V176H242ZM200 177H198V179H199ZM253 178H254V176H253ZM260 178V179H261ZM21 179V178H20ZM58 179V178H57ZM59 179H60V177H59ZM64 179H66V178H64L63 177V180ZM97 179V178H96ZM143 179V178H142ZM171 179V178H170ZM190 179V178H189ZM201 179V178H200ZM211 179V178H210ZM245 179V178H244ZM257 179H258V177H257ZM22 180H23V178H22ZM61 180V179H60ZM144 180V179H143ZM167 180V179H166ZM165 180V181H166ZM193 182L195 181L194 179H191ZM233 180V179H232ZM250 180V179H249ZM256 180V179H255ZM52 181V180H51ZM62 181V180H61ZM188 181V180H187ZM192 181H191V183H192ZM199 181V180H198ZM236 181V180H235ZM248 181V180H247ZM246 181V182H247ZM262 181H264V180H262ZM95 182V181H94ZM220 182H221V180H220ZM251 182V181H250ZM53 183V182H52ZM96 183V182H95ZM94 183V184H95ZM190 182L188 181V184H189ZM190 183V184H191ZM227 183V182H226ZM231 183V182H230ZM243 183V182H242ZM245 183V182H244ZM56 184V183H55ZM54 184V185H55ZM58 184V183H57ZM64 184V183H63ZM166 184H168V183H166ZM240 184V183H239ZM248 184H250V183H248ZM247 184V185H248ZM53 185V184H52ZM59 185V184H58ZM223 185L225 186V182L223 183ZM227 185H228V183H227ZM230 185V184H229ZM232 189H234V185H238V184H236V182H234V181H232ZM162 186V185H161ZM168 186V185H167ZM191 186H193V184L191 185ZM196 186V185H195ZM209 187V188H212V187H214V182H209L208 180L207 181H199L198 183H197V187L195 188V190H194V192L193 193H195L196 191H197V189L198 188H205V187ZM220 186V185H219ZM222 186V185H221ZM224 186H222V187H224ZM48 187L50 188V186L48 185ZM93 187V186H92ZM121 187V188H122ZM165 187V186H164ZM221 187V188H222ZM227 187V186H226ZM55 188V187H54ZM193 188H194V186H193ZM239 188H243V187H241V186H239ZM246 188V187H245ZM250 188V187H249ZM248 188V189H249ZM56 190H57V187L55 188ZM54 189V190H55ZM208 189V188H207ZM214 189H217V188H214ZM213 189V190H214ZM227 189H228V187H227ZM248 189H247V191H248ZM264 189V188H263ZM53 190V191H54ZM93 190V189H92ZM95 190V191H96ZM117 190V189H116ZM209 190H212V189H209ZM229 190V189H228ZM236 190H238V188H237V186H236ZM245 190V189H244ZM45 191H47L46 189H45ZM53 191H51L52 192V194H53ZM112 191H114V189L112 190ZM140 191V190H139ZM206 191V190H205ZM215 191V190H214ZM223 191H224V188H223ZM226 192H227V194L228 193H230V192H228L227 190H225ZM229 191H231V190H229ZM240 191V190H239ZM48 192V191H47ZM47 192H45V194H48ZM51 192L49 193L50 195H51ZM60 192V191H59ZM73 192V191H72ZM93 192H94V190H93ZM198 192V191H197ZM207 192V191H206ZM206 192H204V193H206ZM241 192L243 193V189L241 190ZM258 192H260V191H258ZM262 192V191H261ZM35 193V192H34ZM41 193H43V192H41ZM121 193V192H120ZM188 193V192H187ZM225 193V192H224ZM231 193H233L234 194V192H231ZM236 193V192H235ZM239 193V192H238ZM59 194V193H58ZM62 194V193H61ZM65 194H66V192H65ZM65 194H64V196H65ZM96 194V193H95ZM112 194V193H111ZM117 194V193H116ZM195 194H197V193H195ZM216 195H218L217 193H215ZM215 194H213V192H212V194L209 196V200L211 201V202H213V200H214V195ZM226 194V195H227ZM244 194H245V192H244ZM247 194H248V192H247ZM259 194V193H258ZM42 195V194H41ZM50 195H49V197H50ZM73 195V194H72ZM113 195V194H112ZM169 195V196H170ZM193 195V194H192ZM197 195H199V194H197ZM225 195V196H226ZM235 195H238V194H235ZM46 196V195H45ZM56 196V195H55ZM58 196H60V195H58ZM94 196V195H93ZM95 196H97V195H95ZM94 196V197H95ZM196 195H194V197H195ZM205 196V195H204ZM246 196H248V195H246L245 194V197H243V198H240V196L238 197L237 196V201H236V206L234 207V208H238V209H240L241 210V212L244 214V217H243V219L240 221V222H237L238 224L235 226V228L232 230V232H230V234H228V235H230V241H229V243L227 244V254H225L224 256H222V263L221 262H218L219 264L221 263V264H264L263 262H261V260L263 261V254H264V228H263V230L261 231L260 229H259V231H258V228H259V226L260 225H263L264 224V193H263V195L262 194H260L259 196H258V198H256L257 200H254L253 198H250V195H249V198L247 197L246 198ZM252 196V195H251ZM41 197V196H40ZM39 197V198H40ZM48 197V196H47ZM53 197V196H52ZM108 197H110V196H108ZM228 197H229V195H228ZM255 197V196H254ZM73 198V197H72ZM93 198V197H92ZM107 198V197H106ZM106 198H104L105 200H108V199H106ZM227 198V197H226ZM233 198V197H232ZM231 198V199H232ZM45 199H46V197H45ZM50 199V198H49ZM53 199V198H52ZM51 199V200H52ZM57 199V198H56ZM61 199V198H60ZM59 199V200H60ZM69 199V198H68ZM110 199H112V197L110 198ZM168 199V198H167ZM189 199V198H188ZM194 200H195V198H193ZM200 199H201V197H200ZM199 199V200H200ZM230 199V197H229V200H231ZM234 199V198H233ZM51 200H49V201H51ZM58 200V199H57ZM56 200V201H57ZM58 200V201H59ZM194 200H193V202H194ZM216 200V199H215ZM218 200V199H217ZM236 200V199H235ZM234 200V201H235ZM38 201V200H37ZM36 201V202H37ZM47 201H48V199H47ZM55 200H54V202L58 205L59 203H60V201L57 203ZM62 201V200H61ZM150 201V200H149ZM201 201V200H200ZM35 202V203H36ZM52 202V201H51ZM54 202H52V203H54ZM108 202V201H107ZM167 202V201H166ZM219 202V201H218ZM217 202V203H218ZM41 203V202H40ZM49 203V202H48ZM54 203V204H55ZM121 203V202H120ZM162 203V202H161ZM164 203H165V199H164ZM192 203V202H191ZM202 203H204V202H202ZM234 203V202H233ZM51 204V203H50ZM56 204L55 205H52L51 204V206H52V208H53V206L55 207L56 206ZM64 204H65V202H64ZM63 203H62V205H64ZM72 204H74V203H72ZM157 204H159V203H157ZM205 204V203H204ZM34 205L36 206V207H34ZM32 207H34V208H30V210H32V213L34 214V213H36L37 211H39V212H41V210H40V208L42 207V206H40V204H34ZM42 205V204H41ZM46 205H47V203H46ZM156 205V204H155ZM189 205L190 204H188V208H189ZM230 205H231V203H230ZM37 206H39V207H37ZM44 206V205H43ZM58 206H60V205H58ZM185 206H186V204H185ZM191 206V205H190ZM31 207V206H30ZM45 207V206H44ZM117 207V211H119V209H120V207H121V204H119L118 206H116ZM159 207V206H158ZM232 207V206H231ZM37 210H36V209ZM47 208V207H46ZM55 208H57V207H55ZM59 208V207H58ZM61 208H65V205H64V207H62L61 206ZM60 208V209H61ZM68 208V207H67ZM191 208V207H190ZM204 208H205V206H204ZM35 209V210H34ZM39 209V210H38ZM193 209H196V206L193 208ZM198 209V208H197ZM206 209H208V208H206ZM206 209L204 210V212L206 211ZM29 210V209H28ZM44 210L45 209H43V212H44ZM47 210V209H46ZM68 210V209H67ZM155 210H156V208H155ZM154 210V211H155ZM199 210H200V208H199ZM52 211H53V209H52ZM59 210L57 209V212H58ZM208 211V210H207ZM229 211V210H228ZM28 212V211H27ZM31 212V211H30ZM50 211H46V212H44V214L46 215V213H48V214H50L49 213ZM56 212V211H55ZM56 212V213H57ZM61 212V211H60ZM66 212V211H65ZM65 212H64V214H65ZM133 213V211H130L128 214H130V213ZM193 212H195V211H193ZM196 212H198V211H196ZM202 213H203V211H201ZM226 212V211H225ZM38 213V212H37ZM52 213V212H51ZM59 213V212H58ZM62 213H63V209H62ZM67 213L68 214H66V215H69L70 213H71V216H72V212H68L67 211ZM142 213V212H141ZM141 213H140V211L138 212V214H140L139 215V217L138 216H136V218H135V220H134V222H133V225H132V227H131V231H130V233H129V235H127V236H125V237H122V236H120V237H122V239H120V241L118 240L117 242H118V244H115L116 246L113 248V253H114V256H113V259H111L110 261V263L109 264H132V262L129 260L130 258H128V260L130 261H128L126 258H124V255L125 254H123L124 252H125V250L126 249H128V247L131 245V243L134 241V239H133V237L135 236V235H133V237L132 236H130V235H132V234H136V231H138V230H140V228H141V223H140V217H142V215H141ZM154 213V212H153ZM152 213V214H153ZM41 214H42V212L40 213V216H41ZM123 214V213H122ZM127 214V215H128ZM233 214V213H232ZM28 215H30V213L28 214ZM35 215V214H34ZM38 215V214H37ZM44 215V217H46ZM52 215V214H51ZM55 215L56 214H54V217H55ZM60 215H61V213H60ZM131 215V214H130ZM144 215V214H143ZM177 215V214H176ZM182 215V214H181ZM199 215H200V212H199ZM202 216H204V214H201ZM31 216H32V214H31ZM39 216V215H38ZM43 216V215H42ZM49 216V215H48ZM47 216V217H48ZM58 216V215H57ZM56 216V217H57ZM153 216V215H152ZM190 216V215H189ZM238 216H240L239 214H238ZM54 217H53V219H52V221L54 220ZM59 217V216H58ZM57 217V218H58ZM61 217V216H60ZM64 217V216H63ZM129 217V216H128ZM147 217V216H146ZM158 217V216H157ZM161 217V218H162ZM176 217V216H175ZM227 217V216H226ZM33 218V216L30 218V219H32ZM50 218H52V216L50 217ZM70 218V217H69ZM126 218H127V216H126ZM155 219H156V217H154ZM153 217H152V219H154ZM160 217H159V219H161ZM178 218V217H177ZM198 218H200V217H198ZM228 218V217H227ZM230 218V217H229ZM237 218V217H236ZM34 219V218H33ZM49 219V218H48ZM61 219V218H60ZM67 219V218H66ZM132 219H134V218H132ZM131 219V220H132ZM148 219L149 218H147V221H148ZM151 219V220H152ZM179 219V218H178ZM185 219H187V218H185ZM226 219V218H225ZM21 220V219H20ZM50 220V219H49ZM57 220H59V218L57 219ZM62 220V219H61ZM61 220H59V221H57L58 222V224H61L60 225V235H61V233L64 231V230H67V232L69 233V226H70V220H63V222H61L60 223V221ZM118 220V219H117ZM122 220V219H121ZM129 220V219H128ZM157 220V219H156ZM172 220V219H171ZM236 220V219H235ZM55 221H56V218H55ZM133 221V220H132ZM150 221V220H149ZM160 221V220H159ZM230 221V220H229ZM25 221H23V220H21L20 221V223L18 224V227L16 228V230L12 233V236L11 237H9L10 238V240L8 241V242H6V243H4L3 242V244H5V245H3L2 243V247H3V255L1 256L2 258L1 259H3L2 260V263L3 264H18V262H19V259L20 258H22V257H20V255H22V253H23V250L25 249V247L26 246H28L29 244H31V242H32V239L34 238V230H35V228L34 227H32V228H29V227H27L26 226V224L24 223ZM115 222V221H114ZM123 222V221H122ZM160 222H163L162 220L160 221ZM179 222V223H178ZM189 222V221H188ZM193 222V221H192ZM231 222V221H230ZM145 223H147L146 222V220H145ZM53 224H54V222H53ZM57 224V225H58ZM124 224V223H123ZM168 224V223H167ZM177 224H180V225H182L181 224V221H177V222H175V224L174 223H172V221H170L169 222V225L168 226H175V225H177ZM225 224H227V223H225ZM55 225V224H54ZM145 225H147V224H145ZM163 225H166V224H163ZM231 225V224H230ZM162 226V225H161ZM16 227V226H15ZM170 227H169V229H170ZM59 228H57V226H56V229L58 230ZM123 228V227H122ZM165 228H166V226H165ZM172 228V227H171ZM186 228V227H185ZM128 229H129V227H128ZM168 229V228H167ZM167 229H166V231H167ZM165 230V229H164ZM125 231V230H124ZM71 232V231H70ZM128 232V231H127ZM126 232V233H127ZM163 232V231H162ZM165 232V231H164ZM169 232V233H168ZM167 233L168 234H170L171 232L170 231H168ZM57 233V232H56ZM125 233V232H124ZM125 233V234H126ZM140 233H141V231H140ZM143 233H145V232H143ZM161 233V232H160ZM166 232L165 233H162V234H167ZM227 233V232H226ZM59 234V233H58ZM54 236H55V234H54ZM69 236V235H68ZM146 236V235H145ZM158 236V235H157ZM164 236V235H163ZM169 236V235H168ZM227 236V235H226ZM56 237V236H55ZM141 237V236H140ZM140 237H138L139 239H140ZM147 237V236H146ZM172 237V236H171ZM54 238V237H53ZM186 239L188 238V237H185ZM227 238H228V236H227ZM88 239V238H87ZM119 239V238H118ZM146 239V238H145ZM170 238H168V240H169ZM175 239V238H174ZM182 239V238H181ZM55 240V239H54ZM53 240V241H54ZM57 240V239H56ZM179 240V239H178ZM58 241V240H57ZM140 241V240H139ZM171 241V240H170ZM176 241V240H175ZM181 241V240H180ZM80 242V241H79ZM120 242V243H119ZM226 242H228V241H226ZM61 243H62V241H61ZM70 243V242H69ZM77 243V242H76ZM194 243V242H193ZM193 243H192V241H191V244L193 245ZM134 245H135V242L133 243ZM132 244V245H133ZM143 244V243H142ZM160 244V243H159ZM158 244V245H159ZM178 244H180V243H178ZM184 244V243H183ZM55 245V244H54ZM59 245H60V243L58 242V244L56 245V250H58L59 249ZM62 245V244H61ZM70 245V244H69ZM95 245V244H94ZM97 245V244H96ZM95 245V246H96ZM131 245V246H132ZM158 245H156V246H158ZM181 245V244H180ZM30 246V245H29ZM65 246V245H64ZM63 246V247H64ZM131 246H130V249H131ZM142 246V245H141ZM169 246V245H168ZM182 246V245H181ZM198 246V245H197ZM66 247V246H65ZM134 247V246H133ZM150 247H152L153 248V246H150ZM154 247H155V245H154ZM188 247H190L191 248V246H188ZM195 247V246H194ZM60 248H61V246H60ZM67 248V247H66ZM160 247H158V249H159ZM164 248H166V246H163V248L162 249H160L159 250V253H158V257H159V263L158 264H180L181 263V259H179L178 258V256H176V255H173V256H171L170 257V254L168 253L169 251H166V250H164ZM180 248V247H179ZM182 248V247H181ZM197 248V247H196ZM196 248H195V250H196ZM94 249H95V252H94ZM156 249V247L153 249V250H155ZM168 249V248H167ZM183 249V248H182ZM194 249V248H193ZM200 249V248H199ZM196 250L195 251V253L197 252V251H200V250ZM2 250V249H1ZM149 250V249H148ZM151 250V249H150ZM190 250V249H189ZM26 251V250H25ZM59 251H61V250H59ZM62 251L64 252H68L67 254H68V256H69V258H70V263L71 264H90L93 260H94V258H95V253H97V251H96V248L93 246V244L92 245H86V244H83V245H79V246H72V247H69V248H67V249H62ZM127 251V250H126ZM157 251V250H156ZM183 252H184V250H182ZM186 251H188L187 249H186ZM194 251V250H193ZM2 252V251H1ZM129 251H127L126 253H128ZM134 251L132 250V252L131 253H133ZM152 252V251H151ZM189 252V251H188ZM219 252V251H218ZM15 253V254H14ZM26 253H27V251H26ZM57 253V252H56ZM153 253V252H152ZM157 253V252H156ZM220 253V252H219ZM0 254H2V253H0ZM20 254V255H19ZM106 254V253H105ZM128 254H130V253H128ZM172 254V253H171ZM188 254V253H187ZM190 254H192V253H190ZM260 254V255H259ZM14 255V256H13ZM17 255V256H16ZM25 255V254H24ZM63 255V254H62ZM179 255V254H178ZM185 255V254H184ZM183 255V256H184ZM220 255V254H219ZM221 255H223V254H221ZM66 256V255H65ZM157 256V255H156ZM182 256V255H181ZM260 256V257H259ZM26 257V256H25ZM129 257V256H128ZM131 257V256H130ZM153 257H155V256H153ZM180 257V256H179ZM68 258V259H69ZM181 258V257H180ZM185 258V257H184ZM184 258H182V259H184ZM216 258H217V255H216ZM152 259V258H151ZM218 259H219V257H218ZM218 259H217V261H218ZM140 260V259H139ZM1 261V260H0ZM184 261H186V259H184ZM184 261H182V262H184ZM193 262V261H192ZM185 263V262H184ZM187 263V262H186ZM190 262H188L187 264H189ZM216 263V262H215ZM135 264V263H134ZM136 264H144V263H142L141 261H139V262H136ZM190 264H192V263H190ZM213 264V263H212Z\"/></svg>",
  "mask_w": 264,
  "mask_h": 264
}]
</instances>
